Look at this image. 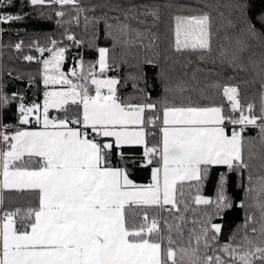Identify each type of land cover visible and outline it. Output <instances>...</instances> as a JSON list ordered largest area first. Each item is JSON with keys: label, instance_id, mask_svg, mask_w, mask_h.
Wrapping results in <instances>:
<instances>
[{"label": "snow or ice", "instance_id": "1", "mask_svg": "<svg viewBox=\"0 0 264 264\" xmlns=\"http://www.w3.org/2000/svg\"><path fill=\"white\" fill-rule=\"evenodd\" d=\"M28 2L35 6L44 5L46 0ZM48 2L74 7L79 4V0ZM4 3L5 0H0V5ZM7 3L12 4L13 0H7ZM233 7L242 17L248 11L243 0H236ZM145 14L155 16L156 11L149 10ZM56 15L63 16L64 13L57 12ZM21 19L23 16L19 14L0 13V24ZM173 19L174 51H199L201 55L197 58L203 61L204 53L212 51L209 14L177 15ZM229 25L232 26L231 21ZM129 28L125 24L122 31ZM240 32L232 60L248 50L249 38L264 43V13L255 22L245 18ZM67 39L81 43L73 35H68ZM52 43L55 45L56 42ZM16 47L20 48V45ZM48 51L52 55L43 61V82L45 86L66 87L45 91L42 130L10 133L8 125H0L4 129L0 131V145H3L0 148V264H264V245H253L247 231L244 236L250 245L247 251H240L241 246H233L231 241L219 244L222 226L211 222L213 213H208V221L199 232L189 230V245L194 240L196 247L179 249L172 246L177 241L171 233L175 230L182 236L181 224L171 225L165 221L169 232L168 246L162 249L160 221L155 217L150 219L147 211L140 222L129 215L130 210L136 208L179 211L174 196L177 183L195 182L199 190L213 166H226L228 172L248 169L250 166L242 152V133L249 125L257 126L264 139V93L257 115L253 104H241L238 87L225 85L223 95L230 103V111L226 114L221 106L194 105L191 96H182L181 103L176 104L169 99L168 93H184L187 82L181 79L173 85L169 81L161 102L162 119L160 115L146 117V112H156V103H122L117 95L120 81L115 77L97 78L94 73L90 74V84L94 86L95 94H90L89 76L80 75L74 83L60 71L65 48ZM98 51L99 69L103 74L110 68L109 49L99 48ZM220 54L227 55L223 46ZM25 59L30 61L33 57ZM260 64L259 72L264 75V60ZM80 67L83 68L82 61ZM197 71L202 70L195 69L192 80L196 79ZM71 75L78 76L75 69ZM131 78L139 79L138 76ZM161 78L169 79L167 76ZM261 87L264 89V84ZM10 99H17L16 94L9 98L0 91V108H4ZM19 99L22 101L23 97ZM69 105L80 108L79 114L71 119L67 115ZM50 108L64 111L65 117L50 119ZM18 109L20 124H27L30 114L38 113L40 105L20 103ZM237 112L238 116L233 115ZM35 119L37 124L41 123L40 115ZM157 122L162 124L159 128L161 139L149 146L146 137L150 133L146 132V126H155ZM227 124L234 126L230 135ZM137 145L143 146L145 164L142 166H150L154 160L159 164L152 167L151 183L147 185L135 183L126 167L112 166L110 162L114 152L123 159L121 150ZM25 157L29 160L38 157V166L26 165ZM226 183L227 175L221 173L215 215L232 206L226 195ZM12 190L35 192V206L4 208V193ZM254 190L248 187L246 192ZM194 202L206 206L213 204L209 198L200 195ZM169 205L171 208H166ZM237 206L244 207V202ZM256 207L264 221V177H261ZM252 220L253 217L248 215L242 227L248 229ZM256 231L255 227L251 228L252 233ZM261 232L264 235V224ZM201 246L205 250L202 257L199 254ZM209 251L212 254H208Z\"/></svg>", "mask_w": 264, "mask_h": 264}, {"label": "trees", "instance_id": "2", "mask_svg": "<svg viewBox=\"0 0 264 264\" xmlns=\"http://www.w3.org/2000/svg\"><path fill=\"white\" fill-rule=\"evenodd\" d=\"M243 2L247 4L248 11L242 17L239 10L233 7L236 0H79L75 7L53 5L49 2L33 6L28 0H13L12 4H8L5 0V3L0 5V13L19 14L23 19L0 24V87L5 96L11 98L13 93L17 96V99H10L4 108H0V125H8L10 133L22 126L39 125L30 120L27 124H20L18 105H40L45 89L51 87V84L45 86L43 82V61L51 55L48 49L55 50L60 47L65 48L62 67L75 69L78 74L77 82L80 75L89 76L90 93L94 89L90 84V74L94 73L97 77H115L120 81L117 95L122 103H156V112H146V117L160 115L162 119L160 109L165 96V86L169 81L174 85L181 79L187 82V90L184 93H168L169 99L178 105L182 96H191L194 105L221 106L228 114L230 103L223 95V87L228 85L238 87L241 104H253L255 114L259 115L264 93L261 87L264 84V75L259 72L260 62L264 60V43L249 38L246 52L235 60H232V53L235 51V41L241 38L240 29L244 19L255 22L264 13V0ZM149 10H155L156 15L145 14ZM57 12H63L64 15L58 16ZM204 13L211 17V53H204L203 61L197 58L201 55L199 51L176 53L173 18L177 15L198 16ZM125 24L130 28L122 31ZM256 26L260 27L259 24ZM68 35L75 36L81 43L69 41ZM53 41L56 42L55 45ZM17 44L20 48L16 47ZM222 46L227 50L225 56L220 54ZM99 48L109 49L110 68L103 74L100 73L97 63ZM27 56H32L33 59L26 60ZM81 61L83 68L80 67ZM195 69L202 71H197L196 79L192 80ZM132 76H138L139 79L133 80ZM162 76L169 79L162 80ZM134 84L136 87H133ZM19 97H23V100ZM79 112L80 108L77 106H68L67 115L70 119L76 117ZM65 115L62 110L49 109L50 119H62ZM233 115L238 116L239 113ZM158 125L161 123L146 126V132L150 133L146 137L149 146L160 141ZM242 136V152L250 166L248 169L228 172L226 166H213L208 178L199 185V190L195 182H184L182 185L177 183L174 196L179 211H167L157 207L130 210L129 215L135 216L137 222H140L145 211L150 219L155 217L160 221L159 240L162 249L168 246L169 232L165 221L171 225L181 224L183 228L182 236L175 230L171 233L172 238L177 241L173 247L194 248V240L189 245V230L199 232L208 221V213H213L212 223L222 226L218 234L219 244L231 241L233 246H241L240 251H247L250 247L244 240L247 231L253 245H264V235L261 232L264 221L261 220L260 210L256 207L261 177H264V139L260 129L252 125L245 129ZM121 151L124 153L123 159L115 152L110 157L112 166L126 167L130 179L137 184L151 183L152 167L158 166V162L154 160L152 165L142 166L145 164L142 158L143 146H127ZM24 159L26 165L38 166L36 158ZM221 173L227 175L225 191L232 206L215 215ZM249 175L252 177L251 181ZM248 187L255 190L248 193ZM197 195L209 198L213 204H195L194 198ZM35 196V192L6 191L3 207L11 210L16 207L35 206ZM241 201L244 202V207L237 206ZM166 208L170 209L171 205ZM248 215H251L253 220L248 229H244L242 226ZM253 227L257 229L256 233L251 232ZM204 252L201 246V257ZM208 254L212 253L209 251Z\"/></svg>", "mask_w": 264, "mask_h": 264}, {"label": "crops", "instance_id": "3", "mask_svg": "<svg viewBox=\"0 0 264 264\" xmlns=\"http://www.w3.org/2000/svg\"><path fill=\"white\" fill-rule=\"evenodd\" d=\"M76 77L77 76H75V77L74 76H70L69 79H71L74 83H76L77 82V79H75ZM98 78H101V79H103V78H109V76H107V77H98ZM61 87H66V86H62V85H52L51 84V87L46 88L45 91L60 90ZM45 91H44V93H45ZM104 91L106 92V89ZM44 93H43V96H42V99H41V102H40V111H42L41 106L44 103ZM90 94H93V95L95 94L94 93V89H93V92L90 93ZM29 120L30 121H33V122H36V119H34L33 116H31V115L29 117ZM69 126L71 127L73 125L70 124ZM161 126H162V124H161ZM226 127H229V129L228 130L226 129V130H227L228 134L230 135L231 134L232 127L228 126V124L226 125ZM42 128H43V121H41V123L39 125L22 126V127L17 128L15 131H17V130L35 131V130H42ZM33 158H36L38 160V163H39V158L38 157H33ZM158 166H159V164H158Z\"/></svg>", "mask_w": 264, "mask_h": 264}, {"label": "rangeland", "instance_id": "4", "mask_svg": "<svg viewBox=\"0 0 264 264\" xmlns=\"http://www.w3.org/2000/svg\"><path fill=\"white\" fill-rule=\"evenodd\" d=\"M46 2H48V0H46ZM51 55H52V53H51ZM51 55H50V57L48 58V59H50L51 58ZM98 61H99V53H98ZM98 61H97V63H98ZM49 68L51 69V66H49ZM98 68H99V64H98ZM73 70V68L72 67H69V68H67V69H64L63 67H62V64H61V68H60V71H62L68 78L70 77V76H72L71 75V71ZM43 71H44V66H43ZM59 78V77H58ZM98 78V77H97ZM92 93V92H91ZM44 104V103H43ZM41 109H42V111H40L39 110V112L38 113H35L34 115L33 114H30L31 116H33V118L35 119V116L36 115H40L41 116V121H43V105L41 106ZM228 126H230V127H234L233 125H230V124H228ZM1 128V127H0ZM2 131H4V129L2 130ZM160 139H161V135H160Z\"/></svg>", "mask_w": 264, "mask_h": 264}, {"label": "built area", "instance_id": "5", "mask_svg": "<svg viewBox=\"0 0 264 264\" xmlns=\"http://www.w3.org/2000/svg\"><path fill=\"white\" fill-rule=\"evenodd\" d=\"M75 79H77V78H75ZM0 91H1V87H0ZM160 127H161L160 125L157 126L158 131H159V128H160ZM2 130H3V128L1 127V128H0V131H2ZM0 148H2V145H0ZM160 229H161V226H160Z\"/></svg>", "mask_w": 264, "mask_h": 264}]
</instances>
